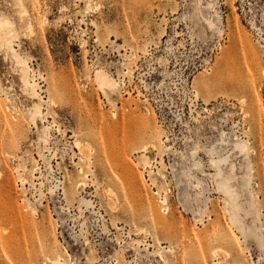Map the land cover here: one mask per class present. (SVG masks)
I'll return each mask as SVG.
<instances>
[{
  "label": "rangeland",
  "instance_id": "obj_1",
  "mask_svg": "<svg viewBox=\"0 0 264 264\" xmlns=\"http://www.w3.org/2000/svg\"><path fill=\"white\" fill-rule=\"evenodd\" d=\"M210 1L218 31L194 0H0L42 99L0 45V264H264V0Z\"/></svg>",
  "mask_w": 264,
  "mask_h": 264
},
{
  "label": "bare ground",
  "instance_id": "obj_2",
  "mask_svg": "<svg viewBox=\"0 0 264 264\" xmlns=\"http://www.w3.org/2000/svg\"><path fill=\"white\" fill-rule=\"evenodd\" d=\"M16 2L19 5L18 7L21 8V11H22L21 13H25L26 9H25V6H24L22 0H16ZM203 8L206 9V12H204ZM194 12L197 16L201 15L202 20L205 22L206 26L211 31H215V30L218 31L219 30V27H217V23L215 22L214 18L211 17L213 15L218 16V12L215 8V4L213 1L207 0L204 2L203 0H194ZM27 26L31 30V23H29ZM14 32H15V29L13 27V22L7 16L1 15L0 16V45H4L8 50H10L12 52V55L14 56L16 62L20 65V78H21V81L24 85L25 90L31 96H35L36 98L42 100L41 95L39 94V91H37L38 84L35 81V79L33 78V76L30 75V67L27 65L28 63L26 64L23 57L20 56L16 52V50L13 49V47H12V39L11 38L14 37V35H15ZM11 35H13V36H11ZM128 71H131V69L129 68ZM95 81L97 82L99 88L105 94L110 96L111 94L114 95V94L119 93V91H118V83L119 82H117L118 80H116L113 76H111V74H109L104 69H97L96 70ZM42 114L43 113L41 111V105L38 102H34L32 104V109L30 112L31 118L34 119L38 115L42 116ZM47 128H48L47 126L44 127V130H43L42 136H41L44 141L47 140V137L49 135ZM224 140L226 142H229L232 139L230 138V136H227ZM246 142L244 140L234 141V147L238 150V153H241V154L244 153L245 154L247 152L248 147H247ZM76 146L82 152V154L85 156L90 151L88 149L89 144L84 145L82 142L80 143L79 140L78 141L76 140ZM154 147H155V145H154ZM86 157H89V156H86ZM86 157H85V159H86ZM227 157L225 156V158H221L217 161L214 159L213 163H215V166H218L217 168H221V166L226 164V162L228 161ZM229 160H231V159H229ZM227 166H228V168L225 172V177H222L221 180H219L218 188L221 189L230 198V202H231L232 206H235V208H237L239 213H241L245 217H247V216L253 214L252 207H251V205L246 206L243 203V200L237 201V198H239L240 195L243 196V186L238 187V185L236 183V181L238 180V176L236 174L237 170L235 171V168H236L235 165L233 163H229ZM218 174H221L220 169H219ZM243 177L245 178V176L242 175V179H243ZM81 184H82V182L78 183L77 185L79 186ZM195 186L199 187V190L196 192V195L202 194L204 188H203V186L199 180H197V183ZM230 202L225 200V203H226L228 210H231L229 208ZM236 212H234V215L232 216V218L235 220V222L239 223L238 218L236 217ZM239 229L241 230L245 239L248 237H252L254 240H256V242H258V243H259V241L261 242L262 237H260L258 234V231H257L258 228H256V227L255 228H248V227L246 228L244 224H243V226L240 224ZM48 264H67V262H66L64 257H62L61 255H58L54 258L50 257Z\"/></svg>",
  "mask_w": 264,
  "mask_h": 264
}]
</instances>
